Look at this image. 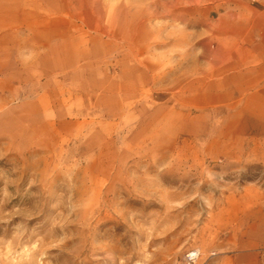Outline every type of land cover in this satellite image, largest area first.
<instances>
[{
  "label": "rangeland",
  "instance_id": "1",
  "mask_svg": "<svg viewBox=\"0 0 264 264\" xmlns=\"http://www.w3.org/2000/svg\"><path fill=\"white\" fill-rule=\"evenodd\" d=\"M250 30L264 0H0V264H264V122L221 100Z\"/></svg>",
  "mask_w": 264,
  "mask_h": 264
},
{
  "label": "crops",
  "instance_id": "2",
  "mask_svg": "<svg viewBox=\"0 0 264 264\" xmlns=\"http://www.w3.org/2000/svg\"><path fill=\"white\" fill-rule=\"evenodd\" d=\"M250 32L246 40L248 51L245 59L234 64L230 72L223 76L226 96L222 94L221 100L243 102L245 117L259 118L264 122V37L256 39L254 30ZM244 212L242 209L241 213ZM259 223L256 221L253 228L258 227ZM244 246V250L253 252L262 244L260 241L249 240Z\"/></svg>",
  "mask_w": 264,
  "mask_h": 264
},
{
  "label": "built area",
  "instance_id": "3",
  "mask_svg": "<svg viewBox=\"0 0 264 264\" xmlns=\"http://www.w3.org/2000/svg\"><path fill=\"white\" fill-rule=\"evenodd\" d=\"M200 256V253L198 250H193L186 254L185 259L188 264L194 263Z\"/></svg>",
  "mask_w": 264,
  "mask_h": 264
}]
</instances>
